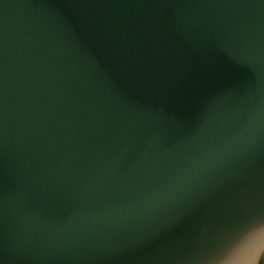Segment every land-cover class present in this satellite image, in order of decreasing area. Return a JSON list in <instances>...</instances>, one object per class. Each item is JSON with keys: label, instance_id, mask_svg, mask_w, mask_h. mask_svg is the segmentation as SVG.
Instances as JSON below:
<instances>
[{"label": "water", "instance_id": "obj_1", "mask_svg": "<svg viewBox=\"0 0 264 264\" xmlns=\"http://www.w3.org/2000/svg\"><path fill=\"white\" fill-rule=\"evenodd\" d=\"M260 213L264 0H0V264H177Z\"/></svg>", "mask_w": 264, "mask_h": 264}, {"label": "snow or ice", "instance_id": "obj_2", "mask_svg": "<svg viewBox=\"0 0 264 264\" xmlns=\"http://www.w3.org/2000/svg\"><path fill=\"white\" fill-rule=\"evenodd\" d=\"M257 238L264 249V213L236 216L207 242L196 243L177 264H255L241 257Z\"/></svg>", "mask_w": 264, "mask_h": 264}, {"label": "flooded vegetation", "instance_id": "obj_3", "mask_svg": "<svg viewBox=\"0 0 264 264\" xmlns=\"http://www.w3.org/2000/svg\"><path fill=\"white\" fill-rule=\"evenodd\" d=\"M264 255V252L262 253V256ZM262 256L260 257L259 261H258V264H261L262 262Z\"/></svg>", "mask_w": 264, "mask_h": 264}, {"label": "rangeland", "instance_id": "obj_4", "mask_svg": "<svg viewBox=\"0 0 264 264\" xmlns=\"http://www.w3.org/2000/svg\"><path fill=\"white\" fill-rule=\"evenodd\" d=\"M261 264H264V255L262 256V262H261Z\"/></svg>", "mask_w": 264, "mask_h": 264}]
</instances>
